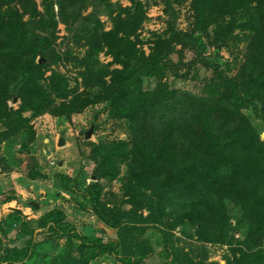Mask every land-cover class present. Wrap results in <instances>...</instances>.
I'll return each instance as SVG.
<instances>
[{"label": "trees", "instance_id": "trees-1", "mask_svg": "<svg viewBox=\"0 0 264 264\" xmlns=\"http://www.w3.org/2000/svg\"><path fill=\"white\" fill-rule=\"evenodd\" d=\"M131 1L129 7H107L111 26L104 30L94 15L81 18L85 0H41V12L33 0H0V144L17 136L19 148L27 151L34 140L32 118L69 119L95 104H104L128 130L127 140L111 146L93 175L113 179L124 164L122 191L129 209L112 215L99 200L101 187L94 182L85 188L97 218L117 229V239L86 237L62 226L61 213H50L47 229L69 247L55 261L87 264L84 252L96 249L121 264H142L152 250L141 232L157 225L161 253L171 258L165 264L181 259L167 237L175 226L190 229L199 242L232 246V264H264V141L243 113L251 110L264 125V0H191L190 29L169 26L152 33L147 55L137 48L136 35L144 9ZM55 16L64 24L69 18L78 23L73 37L83 42L82 55L54 51ZM240 44L233 75L202 57L206 47L239 49ZM102 51L110 65H100ZM186 51L194 59L185 62ZM63 60L77 69L81 92L52 68ZM198 61L214 66L201 93L172 87L175 79H193ZM16 101L17 109L8 106ZM227 202L238 210L237 226L247 230L242 241L230 235ZM37 223L47 225L43 218ZM74 248L77 258L71 256ZM184 262L200 264L188 257Z\"/></svg>", "mask_w": 264, "mask_h": 264}, {"label": "rangeland", "instance_id": "rangeland-1", "mask_svg": "<svg viewBox=\"0 0 264 264\" xmlns=\"http://www.w3.org/2000/svg\"><path fill=\"white\" fill-rule=\"evenodd\" d=\"M33 1L37 10L41 12V0ZM134 1L140 2L144 9L145 20L136 35L140 41L137 48L145 55L152 45V33L161 34L169 26L178 32H185L191 27L193 21L191 0ZM131 2V0H85L81 18L92 14L99 20L104 30H109L111 24L107 7L115 10L117 6L129 7ZM53 9L56 13V5ZM23 19L26 20L27 17ZM55 21L57 24L54 51L62 56L67 52L69 56L82 55L85 49L84 45L82 46L83 42L75 43L73 37L78 23L69 18L64 24L57 16ZM201 40L204 43L203 39ZM238 47L240 48L218 50L206 47L202 57L218 66L220 71L224 70L226 74L233 75L241 61L240 52L243 46L240 44ZM191 59H194V53L186 51L184 61ZM98 61L100 65L111 64V58L105 51L98 54ZM193 66L197 75L191 73L193 79H175L172 87L194 94L201 93V88L205 80L211 76L214 66L205 68L199 61ZM115 67L118 66H109L110 69ZM52 68L65 76L70 88L77 86L78 91H82L75 67L63 60ZM8 106L17 109L18 101L10 102ZM243 113L259 134L260 140L264 141V125L251 110H243ZM24 116L29 115L24 113ZM30 123L34 130V140L28 145L27 151L19 148L17 136L0 144V264H71L66 261H55V258L61 256L69 247L66 239L47 229L50 224L47 215L61 213L62 226L72 227L86 237L101 238L104 242L117 239V229L97 218L85 188L96 182V185L101 187L99 200L111 210L112 215L118 216L120 212L129 209L122 191L126 175L124 164H119L118 174L113 179H95L93 175L97 162L111 146L117 141L127 140L128 130L124 121L110 117L104 104L91 105L80 113L72 114L69 119L44 114L32 118ZM89 129L91 130L89 136L85 137ZM59 139L63 141L60 146ZM46 150L48 154H45ZM59 162L61 165H58ZM29 172H37L41 177L29 178L27 175ZM226 209L232 227L230 235L237 241L244 240L247 230L243 226H237L238 210L230 202L226 203ZM141 214L146 216L147 212L142 211ZM39 218L46 220L45 227L38 226ZM143 225L135 224L138 227ZM156 226L147 225V229L141 232V238L148 241L152 250L142 264H165L171 259L170 256L164 258L161 253L164 241ZM167 232L169 244L173 245L181 257L177 264H186L184 257L200 264H232L230 251L232 246L199 242L190 229H182L181 226H175ZM71 243L74 247L78 245L77 241ZM17 251L22 254L16 256L14 252ZM70 252L73 258H77L75 248ZM84 254L87 264H121L117 257L100 253L96 249H87Z\"/></svg>", "mask_w": 264, "mask_h": 264}, {"label": "water", "instance_id": "water-1", "mask_svg": "<svg viewBox=\"0 0 264 264\" xmlns=\"http://www.w3.org/2000/svg\"><path fill=\"white\" fill-rule=\"evenodd\" d=\"M90 131L91 130L89 129L88 132H86L85 137H88L89 136ZM62 143H63L62 139H59L58 140V146H60ZM45 154H48V151L47 150L45 151ZM58 165H61V162H59Z\"/></svg>", "mask_w": 264, "mask_h": 264}]
</instances>
